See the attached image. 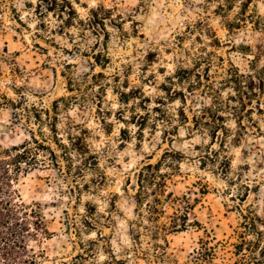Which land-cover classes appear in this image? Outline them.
I'll return each instance as SVG.
<instances>
[{
    "label": "rangeland",
    "instance_id": "1",
    "mask_svg": "<svg viewBox=\"0 0 264 264\" xmlns=\"http://www.w3.org/2000/svg\"><path fill=\"white\" fill-rule=\"evenodd\" d=\"M64 3L71 6L74 15L68 9L61 11ZM247 5L250 9V2ZM103 11L102 6L92 8L82 0H0V93L14 109L31 113L32 123L56 113L55 124L64 127L66 133L63 144L68 147L69 157L63 159V150L57 153L52 140L42 142L62 158L57 160L58 168L38 167L20 176L16 186L25 205L39 207L47 230L38 242H31L33 249L41 253L38 264H71L72 261L75 264H187L186 255H191L193 242L207 246L213 264H236L237 235L245 232L247 239L255 241L256 233H247L243 224L250 223L253 206L257 210L264 208V179H261L264 155L259 151L261 139L255 135L261 133L255 117L264 116V105L255 102L262 114L257 111L250 114L249 123L255 130L249 138L251 144L241 147L234 140L231 147H225L221 143L220 149L206 153L198 167L188 166L186 176L181 171L171 177L167 192L174 198L185 196L191 205L188 225L182 232L159 233L154 239L151 231L141 228L137 238L139 228L135 222L140 220L139 214L145 216V212L135 201L140 170L131 172L130 169L136 163L137 149L147 148L155 130L167 121L176 103H181L177 99L180 93L185 97L184 104L188 103L190 88L193 89L190 81L199 79L203 86L206 76L193 72L194 63L197 68L201 66L197 53L208 60L205 71L211 76L213 60L225 63L227 58V63L242 66V54H247L242 47H249V51L260 47L264 35L252 31L248 25L228 31V24L237 19L227 18L232 15V5L228 4L216 5L207 17L192 15L188 20L178 15L176 26L182 31L176 33L169 30L166 35L157 36L154 25L143 31L136 29L125 46H121L123 39L120 44L104 35L105 51L114 48L115 56L122 55L127 61L124 64L117 59V67L124 70L126 90H114L108 97L110 110L98 105L85 125H62L57 101L66 91H74L73 80L87 77L85 69L90 62L100 63L101 54L96 52L89 56L87 47H98L92 44L88 33L95 38L96 29L103 27L106 21L99 16ZM179 11L177 8L176 12ZM120 19L117 15L116 20ZM190 28L195 31L190 32ZM205 36H208L206 48L203 47ZM104 65L111 70L107 57H104ZM149 67L156 68L162 83L152 84V76L142 78ZM121 79L116 77L117 81ZM198 96L203 97L201 103L207 105L202 91ZM134 101L139 104V110L127 108ZM149 108L155 114L154 121ZM184 113L186 115V110ZM102 114L104 118H100ZM4 116L0 113V119ZM111 119L123 126L117 128L109 122ZM150 123L152 135H149ZM83 129L87 131L88 152L79 154L70 146L68 138L78 136ZM54 130L60 139L59 130L51 131ZM34 137L40 141L39 131ZM239 139L243 141L245 137ZM160 142L174 148L179 158L187 147L173 144L167 131L161 133ZM215 142L216 138L210 141ZM162 155L163 150L156 153L157 157ZM185 167L181 160L178 168ZM161 172L167 173L162 168ZM170 206L166 207L167 213L172 212ZM144 216L143 226L148 227ZM255 216L261 220L255 222L256 232H260L264 220ZM155 244L161 247L158 249Z\"/></svg>",
    "mask_w": 264,
    "mask_h": 264
},
{
    "label": "clouds",
    "instance_id": "2",
    "mask_svg": "<svg viewBox=\"0 0 264 264\" xmlns=\"http://www.w3.org/2000/svg\"><path fill=\"white\" fill-rule=\"evenodd\" d=\"M82 2H86L90 7L96 9L101 6L103 7L104 11L99 16L106 22L103 24V27L96 29L97 35L95 38H92L91 33H88L92 44L98 45V47L95 49L91 46L87 47L89 56L99 52L101 58L99 64L95 61L90 62L89 67L85 69L88 74L87 77L73 80V84L75 85L74 91H66L63 98L57 101L59 104L57 112L59 113V120L62 125L66 123L85 125V121L88 122L92 118V112L98 105H102L105 110H110L111 101L108 97L114 90H126L123 87L124 70L117 67V59L124 64H127V61L123 60L122 55L116 57V50L114 48L112 51H105L106 42L103 39L104 35L110 36L111 41L120 44L123 39L121 46H125L127 38L136 29L143 31L145 27L152 28L154 25V30H158L155 33L157 36L161 33L166 35L169 30L176 33L182 31V29L176 26L178 15L188 20L191 19L192 15H195L197 18L207 17L211 9L219 4L232 5V15L227 17L228 19L239 17L245 23L249 20H252L254 23L258 22L261 35H264V0H227V2L226 0H82ZM249 2L251 5L250 10L244 12L243 6ZM109 8L112 9L111 12L106 11ZM177 8L180 9L179 13L176 12ZM257 9H261V11L258 12ZM117 15L121 18L119 21L116 20ZM115 25H119V28ZM189 31H195V29L190 28ZM196 34L200 35L201 33L196 32ZM204 39L205 44L203 47L206 48L208 36H205ZM165 47H167V44ZM244 51L247 54H242L244 60L242 66H234L232 63H227V58L225 63H221L218 59L213 60L211 76H208L205 71V68L208 66V60L197 53L201 66L197 68L194 63L193 72L199 73L201 77L208 76V78L204 80L203 86L199 79L193 78L190 81L194 91L189 93L187 97L188 103L181 104L177 102L175 110L169 113L167 121L161 123L159 128L155 130V135L152 136L147 148L141 147L137 149L135 154L136 163L130 169L131 172H136L142 169L144 165L156 161L169 175H179L183 171L186 176L188 166L198 167L199 161L205 158L206 153L220 149L221 143H224L225 147H231L234 140L239 142L241 147H247L252 143L249 138L255 130L252 129L248 116H245L240 111L239 103L236 105L230 104L228 98L236 96L237 92H240L241 95L246 92L245 86L250 81H255L259 89L261 80H264V76L260 75L264 72V41L261 42L260 47ZM104 57L109 59L111 70L105 68ZM177 63H179V60H177ZM93 76L95 77L94 79H92ZM117 76L122 79L117 81ZM149 76L153 77L151 83H154V85L163 82L156 68L149 67L147 72L142 75V78L147 79ZM229 77H231V82L229 81ZM241 77L244 79L238 88L237 81ZM175 91L176 89L174 88L173 98ZM201 91L207 97V105L201 103L203 97L198 96V93ZM16 99L18 100L19 97H16ZM237 99L239 98L237 97ZM255 99L264 105V93L259 92ZM36 103L40 108H43L40 100H37ZM127 108L139 110V104L134 101ZM251 108L253 113L258 111L255 101L252 103ZM205 109L207 111H204ZM147 110L153 116L154 121L155 114L151 113L150 108ZM182 110H186L187 117H195V121L186 119L185 116L181 115L180 112ZM0 113L5 114L4 118L0 119V178L6 177L8 172L16 168L19 163L18 157L21 153H30L28 156L30 161L32 157L37 155V149L32 144V139L37 131H39L42 137L41 142L52 140L57 144L63 143V136L66 133L64 127H59L55 124L56 113L32 123L33 118L31 113L24 112L22 109H14L10 104L5 102L3 97H0ZM217 113L223 116L222 122L217 121ZM104 116L102 114L100 118H104ZM241 116L244 117L243 121H241ZM207 117H211V120L206 122ZM17 120L19 121L18 123L16 122ZM25 121H29V123H25ZM109 122L114 123L117 128L123 126L115 119H111ZM255 122L261 127V133H264V116H256ZM238 123L248 131H241V127L237 126ZM53 128L59 130V140H56V133L51 131ZM217 129H219V133L215 144H212L210 143L212 139L211 133L216 132ZM163 131H167L170 134L173 144L187 145L183 156L179 159L174 155H170V153L175 152L174 148L160 142ZM152 132L153 129L150 123L149 135H152ZM261 133H255V135L261 139L259 151L264 155V135H261ZM241 136L245 137L243 141L239 139ZM14 145L16 146L15 150L13 149ZM197 145H199L198 149ZM132 147L135 148L136 145L133 144ZM55 150L59 153V149ZM161 150H163L162 158L156 156V153ZM48 155L40 157L41 163L46 167L53 163V160L62 159L57 154L53 160H49ZM181 160L186 164L185 169L177 168ZM261 163H264V161H261ZM228 179L230 180L231 176ZM261 179H264V176ZM252 212L253 215H259L264 220V208L257 210L253 206ZM257 240L261 248H264V228H261ZM190 251L191 255H186L187 264H213V257L207 254L206 245L197 246L193 242L190 246ZM254 254L259 255L258 253ZM238 264H255V261H249L248 255L241 253ZM261 264H264V259L261 260Z\"/></svg>",
    "mask_w": 264,
    "mask_h": 264
},
{
    "label": "trees",
    "instance_id": "3",
    "mask_svg": "<svg viewBox=\"0 0 264 264\" xmlns=\"http://www.w3.org/2000/svg\"><path fill=\"white\" fill-rule=\"evenodd\" d=\"M60 9L61 11L68 9L69 13L74 15L73 10L68 3L61 5ZM249 10V5L246 4L243 6L244 12ZM247 25L252 31L260 32L258 22L254 23L252 20H249L245 23V21L239 17H237L236 21L233 23L228 24L227 30L232 31L234 29H241L245 28ZM242 49L247 50L249 47H242ZM195 75L199 76L198 74ZM260 75L264 76V72ZM243 79L244 78L241 77L240 80L237 81L238 88ZM229 81L231 82V77H229ZM245 87L247 89L246 92L242 95L240 92H237V95L230 97L228 101L229 103H239L240 111L243 112L245 116H248L250 121V114L253 112L251 105L254 101L256 103L259 102L255 99L259 92L264 93V80H261L259 89L257 88L255 81H250ZM192 91L193 89L190 88L189 92L192 93ZM241 91H243V89H241ZM0 97H3L6 103H9V100L5 95L0 93ZM237 97L239 99H237ZM177 99L181 103H185V97L182 93L179 94V98ZM55 106H57V103ZM204 111H207V109ZM257 112L262 114V110L260 109H258ZM180 114L188 119L184 110H182ZM243 118L244 117L241 116V121H243ZM216 119L217 121L222 122L224 118L222 116H218L217 113ZM191 120L195 121V117H192ZM208 120H211V117H207L206 122ZM237 126L241 127L239 123ZM75 127L78 126L75 125ZM241 129L243 130L244 128L241 127ZM53 132L56 133L55 130ZM218 133L219 129H217L216 132L211 133L212 138L215 139ZM86 134L87 131L83 129L79 130L78 136L68 138L70 146L73 147L76 153L81 154L88 152V147L85 142ZM56 140H59L57 133ZM41 141L42 137L40 138V141L35 137L32 139V144L37 149V155L32 157L31 161L28 159L30 153H21L18 157L19 163L16 168L11 172H8L6 177L0 178V264H38V259L41 257V253L35 251L31 246V242H38L41 236H45L47 234L39 207L36 205H25L18 190L16 189L20 176L26 175L38 167H46L41 163V156L48 155L50 153V155H48L49 160H53V158L57 156L54 150H52L49 146L44 145ZM53 144L59 150H63V159L69 157L66 152L68 151V147L66 145L63 143L57 144L55 141H53ZM21 147H23V145H21ZM15 148L16 146L13 147L14 150ZM170 155H174L177 159H179V157L174 153H170ZM48 166L58 168L59 164L57 160H53V163ZM173 175L162 173L158 162L156 164H147L140 169L136 179L138 190L135 195V201L137 207H143L145 216L140 213V220L135 222L136 227L139 228V232H137L138 239L141 228L146 231H151V237L154 239L157 238L159 233H177L182 232L187 228L188 210L191 206L189 200L185 196L182 198H174L170 192H167V184L171 181V177ZM149 197H151V200H148ZM169 204L172 209L171 213H167L166 211V207L169 206ZM143 216L145 221L149 224L148 227L143 226ZM249 221L250 223L243 224V228L246 229L247 233H256V236L258 237L260 232H256L255 222H260V218L253 215ZM244 235L245 232H241L237 235L239 242L234 246L235 254L238 257L236 264H238V260L241 258V253L248 255L249 261H255V264H261V260L264 259V248H261L257 239L252 241L247 239ZM155 246L158 249L161 247L159 244H155ZM254 253H258L259 255L257 256ZM71 264H75V262L72 261Z\"/></svg>",
    "mask_w": 264,
    "mask_h": 264
}]
</instances>
